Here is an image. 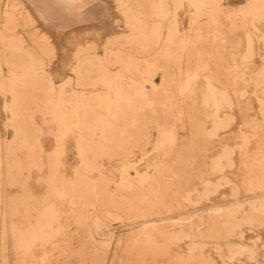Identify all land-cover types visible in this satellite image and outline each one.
<instances>
[{
    "label": "bare ground",
    "instance_id": "bare-ground-1",
    "mask_svg": "<svg viewBox=\"0 0 264 264\" xmlns=\"http://www.w3.org/2000/svg\"><path fill=\"white\" fill-rule=\"evenodd\" d=\"M221 1L152 0L148 6L145 0H0V96L8 97L3 107L10 124L14 106L22 104L23 77L26 86L38 81L40 90L57 89L49 66L59 55L54 44L63 33L71 29L78 36L82 23L93 19L127 30L105 40L103 55L88 44L71 54L72 70L84 79L79 83L87 84L88 75L101 70L107 91L84 97L63 85L55 108L41 114L43 124L62 123L75 131L79 163L72 175L60 165L61 180L46 172L47 196H22L17 213L33 208L35 230L45 233L40 239L60 246L62 256L74 253L71 223L61 221L71 216L88 235L76 252L79 264H219L206 252L208 243L219 240L227 243L216 248L229 263L241 255L256 257L243 230L264 225V0H248L232 11ZM183 10L190 15L187 30ZM238 31L242 36L232 38ZM122 37L142 49V66L131 65V46L114 45ZM226 52L234 60L230 65ZM117 64L123 73L109 76V67ZM155 71L162 74L160 83L152 80ZM249 96L257 100L256 116L234 131L242 100L247 99V110L252 107ZM186 124L191 134L181 140L179 129ZM99 125L101 139H90L86 129ZM152 130L149 171L137 177L146 186L131 184L128 173L112 186L101 160L113 158L122 146L146 154ZM232 130L235 139L229 141ZM219 193L229 194L199 213ZM66 203L74 207L70 214L55 207ZM116 222L120 225H110ZM35 241L17 238L21 264H56L52 254L31 253ZM160 257L167 260L159 263Z\"/></svg>",
    "mask_w": 264,
    "mask_h": 264
},
{
    "label": "rangeland",
    "instance_id": "rangeland-1",
    "mask_svg": "<svg viewBox=\"0 0 264 264\" xmlns=\"http://www.w3.org/2000/svg\"><path fill=\"white\" fill-rule=\"evenodd\" d=\"M145 2V4L149 6L152 0H145ZM247 2L248 0H222L220 4L232 11L245 5ZM118 18L120 17L117 16L116 19ZM181 19L182 27L184 26L185 30H187L190 27V15L185 10L181 12ZM225 22L227 23L226 20ZM82 24H84V27L78 30V36H73L77 33L67 28L69 30L63 33L60 40H57L55 44L53 43L54 46L57 47L55 49L57 55H59L53 58L49 70H51V80L54 86H56V90H40L35 86L39 84L38 81H35L30 86H26L27 77H23V79L18 82V85L24 86L25 90L23 89L18 96V98L22 100V104L14 106L15 115L12 117L15 121L13 124H10L11 121L9 122L8 120L10 112L4 107L1 108L0 102V162L2 164V169L0 171V264H4L5 259L8 260L7 264H21L19 257L22 253H17L14 249V244L17 243L18 237L26 239L27 242L36 240L33 249H31V253L35 256L52 254V260L54 262L58 261L56 264L80 263V255L76 252L81 248L84 238L88 235L84 232H80L78 224L74 223V219L71 216L61 220L63 222H69V224L71 223V227L73 228L71 232L72 245L70 251L74 253L65 257L62 256L60 246H50L49 242L40 239L42 235L44 237L45 233H42L38 228V230H35L37 217L33 208H28V210H23V212L20 213H17V210L19 211L20 199L22 196L30 195L33 199L47 196V174H55V176L59 177L61 180L62 171L59 169L60 165L65 168L67 174L72 175L74 167L79 163L74 140L75 131H73V129H66L62 123H56L53 126L43 124L44 120L41 116V114L47 112L48 109L55 108V104L60 100L62 86L68 84L70 89L77 90V92L84 97H99L103 92L107 91L106 89L108 87L101 82V73L105 74L103 71L101 72V70L88 75V79L86 80L87 84L79 83V79H84L83 77L78 78L76 73L72 70L73 66L71 64L75 62L76 59L72 57L71 54L73 55L78 48L88 44L91 46L90 49L92 51L95 50L100 55H103L105 53L103 44L109 36L122 35L127 32V30L124 29L125 26H118L117 23L114 22L112 24H116L117 26L112 24H107L106 26V24L96 19L89 20V22L86 23L83 22ZM242 33L243 31H238L232 38L235 37V39H237V37L242 36ZM126 37H122L116 41L114 45L117 46V43L120 42L121 45L131 46ZM155 49L154 46L148 50V52L144 51L143 57L149 53H153ZM129 51L132 52V54L134 53L131 65L134 67L142 66L144 60L139 57L142 53V49L131 46ZM226 57H228L227 62L229 65L234 62L228 52H226ZM256 62L260 64V59L257 58ZM122 68L123 65L121 64L112 65L109 67V70L107 69L108 75L118 76L123 73ZM137 76L138 73L128 77V79L131 80ZM152 80L155 83L161 82L162 74L160 71H155ZM253 89V85H250L249 90L251 93ZM18 92L19 91H17V93ZM0 97L2 98V105L4 106L8 97L4 95ZM248 99H250L252 107L247 110V108H249L246 101L247 99L242 100L243 109L241 110L239 108L235 113L236 120L233 127L234 131L238 129V125L243 119H252L256 116L255 110L257 100L254 96H249ZM45 129H47L48 132H46ZM131 129L132 128H129V130ZM233 130L230 131L233 135L231 136L232 138H228L229 141L235 139V132L233 133ZM86 132L90 139L100 140L102 126L99 125L93 129L87 128ZM92 132L95 133V135L91 137L90 134ZM179 133L181 140L186 139L185 137L191 134L190 126L186 124L184 127H181ZM155 137V130H152V142L149 144L146 154H143L139 148L129 146V148L125 149L122 146L119 154L114 155L113 158L101 160L106 167L105 174L113 180L112 186L120 183L125 173H128L131 184L138 185V188L146 186L144 183H140L137 177L149 171L146 158L149 155V160H151ZM46 172L47 174H45ZM241 175V171L236 168L233 177L237 182L241 179ZM11 179L14 180L13 183ZM16 181L20 182L19 186L15 185ZM11 184H14V186H11ZM228 194L229 193H219L211 202L202 204V209L199 213H205L207 211L206 207L207 205L209 206V204L222 203ZM47 206L48 205L45 207ZM55 207H57V210L64 211L67 214L72 213L74 209V207L68 203L62 205L58 204ZM57 220L58 219H52L51 224L53 226L57 225ZM110 225L118 226L120 223L116 222ZM36 226L38 227V224ZM21 228L23 232L20 233ZM123 233L127 232L124 231ZM243 241L247 243L248 246L256 249L255 258L241 255L235 258L234 262H227L226 255L219 252L216 248V246L224 247L227 244L224 240L208 243L206 252L213 256L219 264H264V225L258 227L246 226L243 230ZM182 247L180 251L185 250V248L183 247L182 249ZM175 250L177 251L179 249L176 247ZM87 251L93 252L94 249H87ZM157 260L159 263H163L167 259L160 257Z\"/></svg>",
    "mask_w": 264,
    "mask_h": 264
},
{
    "label": "crops",
    "instance_id": "crops-1",
    "mask_svg": "<svg viewBox=\"0 0 264 264\" xmlns=\"http://www.w3.org/2000/svg\"><path fill=\"white\" fill-rule=\"evenodd\" d=\"M0 102H1V108L3 107V105H2V98H0Z\"/></svg>",
    "mask_w": 264,
    "mask_h": 264
}]
</instances>
